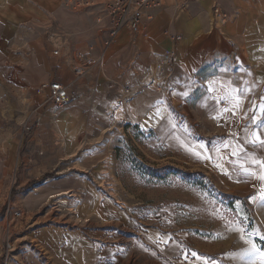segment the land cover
Returning a JSON list of instances; mask_svg holds the SVG:
<instances>
[{
	"label": "crops",
	"instance_id": "obj_1",
	"mask_svg": "<svg viewBox=\"0 0 264 264\" xmlns=\"http://www.w3.org/2000/svg\"><path fill=\"white\" fill-rule=\"evenodd\" d=\"M65 1L0 0V76L11 78L24 72L26 97L41 114L28 139L30 145L52 150L59 157L82 154L86 159L80 163V172L76 170L78 176L83 171L92 173L106 166L103 159L107 155L98 146L97 113L121 100L126 117L123 125L154 131L159 141L174 149L180 140L179 145L188 146L193 159L208 169L249 180L261 198L264 144L253 141L255 135L264 140V131L258 127L264 125V0H161L149 17L140 20L135 32L121 30L103 51L99 41L86 50L73 47V55L86 52L99 59L79 78L65 61L63 42L55 56L54 39L47 38L48 29L59 30L53 23L65 14ZM214 6L225 14V20L212 14ZM123 50L135 64H145L143 72L153 71L160 55L173 51L178 76L175 90L164 94L142 89L124 98L123 88L135 84L140 73L135 64L119 59ZM52 79L68 84L72 93L70 104L56 111L44 109L45 92L36 91ZM178 127H186L182 132L186 137L178 136L179 140ZM87 159L89 164H84ZM98 175L104 176L103 169ZM63 183L53 187H65ZM87 184H78L85 198L75 208L76 217L87 219V224L74 230L51 224L31 230L29 238L37 241L50 260L44 263L32 255L31 264H123L121 246L113 248L106 239L113 218L124 222L126 215L109 202H100L98 207ZM164 237L154 231L145 234L149 244H162L165 257L180 253L174 246L178 243L170 238L164 243Z\"/></svg>",
	"mask_w": 264,
	"mask_h": 264
},
{
	"label": "rangeland",
	"instance_id": "obj_2",
	"mask_svg": "<svg viewBox=\"0 0 264 264\" xmlns=\"http://www.w3.org/2000/svg\"><path fill=\"white\" fill-rule=\"evenodd\" d=\"M65 2V14L53 23L59 30L48 29L47 38L63 42L61 48L70 65L79 55H73V47L86 50L97 41L100 51L107 47L112 16L108 0ZM122 58L133 61L125 50ZM144 67L140 61L134 65L140 74ZM24 78L21 71L11 78L0 76V264H31L32 255L47 262L40 245L29 238V232L39 225L74 230L87 224V219L75 215L76 206L85 198L80 182L91 186L98 207L100 202H109L126 215L124 222L113 218L106 239L113 248L121 246L123 264H261L259 255L250 258L245 250L252 243L264 250V199L256 197L249 180L242 176L208 169L193 159L189 147L179 145L178 136L186 137L182 133L186 127L176 129L179 148L174 149L159 141L154 131L123 125L126 117L113 120L109 107L105 108L97 113V135L98 146L107 152L106 166L92 169V173L83 171L81 177L77 172L86 159L82 154L59 157L52 150L30 145L28 139L41 114L26 97ZM42 85L45 87L36 89L45 92L41 105L60 109L48 97L47 82ZM258 127L264 131V125ZM84 162L89 164L88 159ZM102 169L103 177L98 175ZM62 182L65 187H53ZM61 190L68 193L52 197ZM35 220L38 225L33 228L30 224ZM149 231L162 233L164 241L177 242L174 246L180 253L165 257L162 244L146 241Z\"/></svg>",
	"mask_w": 264,
	"mask_h": 264
},
{
	"label": "built area",
	"instance_id": "obj_3",
	"mask_svg": "<svg viewBox=\"0 0 264 264\" xmlns=\"http://www.w3.org/2000/svg\"><path fill=\"white\" fill-rule=\"evenodd\" d=\"M161 4V0H110L107 3V10L112 16V28L109 30V36L106 42L111 43L116 34L122 28H127L130 32L138 29L139 22L144 17H149L151 11ZM212 14L225 20V14L216 6L212 8ZM55 48L53 55H59L61 45L60 40H54ZM30 51H25L28 56ZM99 62L89 55L79 54L78 60L70 64L72 73L79 78L86 74L92 67ZM178 85V76L175 71V62L173 51H166L157 59L153 71H145L138 76L135 84L127 85L123 88L124 97H132L142 89H150L157 93L173 92ZM48 97L51 102L59 107L65 108L72 100V93L68 84H63L58 79L50 80L47 85ZM122 104L121 100L116 102V106Z\"/></svg>",
	"mask_w": 264,
	"mask_h": 264
},
{
	"label": "snow or ice",
	"instance_id": "obj_4",
	"mask_svg": "<svg viewBox=\"0 0 264 264\" xmlns=\"http://www.w3.org/2000/svg\"><path fill=\"white\" fill-rule=\"evenodd\" d=\"M185 95H187V93H185ZM256 142L264 144V140H261L259 135H255L253 143ZM261 179H264V176H261ZM261 198L264 199V191L261 193ZM241 231H243V229H241ZM245 252L250 258H254L256 255H259L261 264H264V250L257 248L255 243H252L251 246L245 250ZM193 255H195V253H193Z\"/></svg>",
	"mask_w": 264,
	"mask_h": 264
},
{
	"label": "bare ground",
	"instance_id": "obj_5",
	"mask_svg": "<svg viewBox=\"0 0 264 264\" xmlns=\"http://www.w3.org/2000/svg\"><path fill=\"white\" fill-rule=\"evenodd\" d=\"M121 30H119V32H121ZM121 105L122 104H119L118 106H116V102L112 101V106L113 107L109 106V112H110V114L112 116V119L115 120V121H118V120L120 121V120L124 119V117H125V110H124V108ZM67 193L68 192L62 191V192H59V193H55L54 195H52V197H60L61 195L67 194ZM61 200H62V198L60 199V201ZM62 202H64V201H62Z\"/></svg>",
	"mask_w": 264,
	"mask_h": 264
},
{
	"label": "trees",
	"instance_id": "obj_6",
	"mask_svg": "<svg viewBox=\"0 0 264 264\" xmlns=\"http://www.w3.org/2000/svg\"><path fill=\"white\" fill-rule=\"evenodd\" d=\"M148 170V169H147Z\"/></svg>",
	"mask_w": 264,
	"mask_h": 264
}]
</instances>
